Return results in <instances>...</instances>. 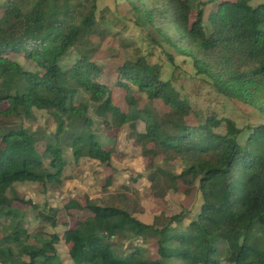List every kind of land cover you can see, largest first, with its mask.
<instances>
[{"label": "trees", "instance_id": "16d2710c", "mask_svg": "<svg viewBox=\"0 0 264 264\" xmlns=\"http://www.w3.org/2000/svg\"><path fill=\"white\" fill-rule=\"evenodd\" d=\"M251 1L208 0L216 5L207 18L209 33L201 0L195 7L191 0L129 3L163 42L191 59L196 73L206 76L217 93L264 116V2ZM82 27L101 32L94 10L80 22L71 0H7L0 15V115L21 120L37 109L56 124L53 139L20 122L0 125V218L8 220L10 228L0 240V264H62L56 251L58 233H48L47 239L35 234L40 243L28 242L31 235L23 217L7 196L14 183L60 182L64 144L71 146L76 159L110 160L111 150L93 133L88 104L77 100L79 90L89 94L106 124L128 125L129 137L143 155L154 159L168 154L188 163L179 173L160 167L151 171L148 179L154 188L165 183L156 195L178 190L181 182L187 188L197 186L201 204L182 231L171 224L182 222L187 209L171 216L161 213L148 224L133 216L123 196L102 204L86 198L85 208L92 215L66 228L62 236L70 244L72 264H218L222 253L230 264H264V124L250 127L241 144L243 129L233 119L193 109L175 88V76L162 79L161 65L144 56L115 67L112 84L102 81V66L83 55L63 69L60 60L82 35ZM9 54H22L40 71L23 69ZM115 86L124 91L126 110L113 98ZM142 94L168 108L162 120L141 107ZM12 198L37 207L14 193ZM73 206L82 207L71 201L66 208ZM38 215L56 226L55 211ZM147 236L157 238L155 258L145 256L139 246L125 254L113 248L114 239Z\"/></svg>", "mask_w": 264, "mask_h": 264}, {"label": "rangeland", "instance_id": "374dc122", "mask_svg": "<svg viewBox=\"0 0 264 264\" xmlns=\"http://www.w3.org/2000/svg\"><path fill=\"white\" fill-rule=\"evenodd\" d=\"M204 15L203 23L207 33L210 31L208 15L215 11L216 5L208 0H201ZM7 0H0V15L3 12ZM264 0H252L255 5ZM195 7L198 0H191ZM71 5L76 11L79 21L93 10L96 15L100 33H91L87 27L81 28L80 38L71 45L64 57L60 60V66L67 69L78 57L85 56L101 65L105 73L102 81L112 84L116 74L111 71L124 61L133 60L138 56H144L148 62L159 64L162 67V79L175 76L174 86L180 92V96L187 100L193 109L203 112H214L218 118L228 117L235 121L238 127L243 129L239 136V142L243 144L251 132L250 127L264 124V116L255 108L242 102L229 99L219 93L210 85L206 76L197 74L190 58L178 53L173 47L163 42L152 28L129 3V0H71ZM193 17V13L191 14ZM10 58L18 62L23 69L40 71V68L32 60L26 59L22 54H9ZM173 58V61L169 57ZM133 89H136L133 87ZM115 102L121 109L126 110L124 91L115 86L112 88ZM77 100L88 104V116L93 121L92 130L97 140L105 149L111 150L108 163L81 156L75 158L71 146L63 145V168L60 182H16L12 185L7 196L12 199V206L20 211L23 217V225L31 235L28 242L40 243L36 237L48 238V233L56 232L59 241L56 244L58 260L62 264H72L69 256L70 244L63 239L66 228H74L79 221L92 215L85 208L86 198L95 203H111L114 198L123 196L124 203L133 216L144 223H153L156 216L164 213L167 216L186 210V218L180 223H172V227L184 230L188 222L195 217L201 204V196L197 186L187 188L179 182L178 190L169 188L164 195L159 196L155 191H161L165 183L160 184V189L154 188L148 175L155 168L160 167L172 173H179L188 163L180 157L161 154L154 159L143 155L142 149L135 145L129 137L128 125L115 126L106 124L103 117L95 113L96 104L89 94L79 90ZM139 104L155 120H162L168 108L160 100H150L142 94ZM7 107V104H1ZM3 108V109H5ZM190 122L195 118L187 113ZM22 123L33 130L39 129L48 139H53L56 124L51 115L43 110L34 109L31 117L21 120L13 116L0 115V125L10 127L15 123ZM143 129V124H138ZM43 142L38 144L42 151ZM47 159H45V162ZM163 177L159 175L158 178ZM163 179V178H161ZM110 180L109 184L106 181ZM186 188L188 192H185ZM13 193L24 200H31L36 208L27 202L14 199ZM71 201L79 202L81 208H66ZM113 203L118 204L117 200ZM55 211L56 226H51L42 220L39 212L52 213ZM8 220L0 218V240H2L10 228ZM156 237H140L118 240L114 239L113 248L119 254L128 253L134 246H139L145 252V256L157 257ZM218 264H230L225 261L223 253L218 256Z\"/></svg>", "mask_w": 264, "mask_h": 264}]
</instances>
